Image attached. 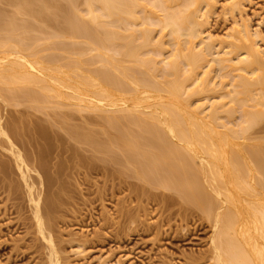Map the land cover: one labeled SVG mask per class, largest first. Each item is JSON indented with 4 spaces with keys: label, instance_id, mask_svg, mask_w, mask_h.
Here are the masks:
<instances>
[{
    "label": "bare ground",
    "instance_id": "6f19581e",
    "mask_svg": "<svg viewBox=\"0 0 264 264\" xmlns=\"http://www.w3.org/2000/svg\"><path fill=\"white\" fill-rule=\"evenodd\" d=\"M240 1L231 2L229 7H239ZM10 2L14 4L13 0ZM51 2L22 0V5L25 4L22 11L47 23L53 18L50 10H60L63 4L56 2L59 7L52 8ZM67 2L61 7L63 14L56 12L57 19H52L60 29L52 33L53 42H48L51 51L45 54L37 46L41 39L36 43L33 37L34 43L30 44L28 38L33 35L28 36V28L26 35L15 30L20 36L13 37L12 28L22 23L20 27H28L29 20L20 23L21 17L17 16V20L15 13L7 17L9 14L3 12L5 17L0 9V28L5 27L12 34L7 41L0 42V53L6 54L0 56V97L4 92V97L5 93L9 95L5 97L8 100L22 96L35 102L44 93L63 99L62 102L72 100L81 109L115 112L103 117V127L115 128L107 136L110 144L107 140L103 144L109 147L112 140H117L114 146L121 149L119 154L112 149L114 155L110 150L112 161L122 166L135 164V171L138 170L137 175L143 180L169 186L167 189L182 200H190L206 219L215 217L211 221V247L207 251L213 264H264V148L262 144L260 149L254 148L246 136L264 118V48H259L248 25L235 27L230 45L233 50L246 49L235 60L228 56L233 50L215 55L211 40L204 37L207 18L217 0ZM52 20L46 25L53 24ZM34 28L32 31L38 34L40 29ZM167 33L174 46L170 51L163 41ZM65 38H71L70 42L66 43ZM82 42L87 47L80 46ZM215 64L221 70L229 68L232 87L220 93L205 112L200 110L205 105L201 95L224 89L228 84L213 83L211 71ZM196 95L201 97L196 108H191V99ZM143 102L148 103L141 105ZM152 105L155 109L147 110ZM126 110L132 112L122 115ZM133 110L139 113L133 115ZM238 110L240 115L236 120L233 116ZM124 118L128 120L125 122ZM0 133H3L1 121ZM84 133L96 148L103 147L101 139L95 138L96 133L90 137ZM128 140H133V145L122 148V142ZM143 155L146 160L140 159ZM0 170L3 171L1 166ZM24 176L25 180L33 178L29 172ZM140 189L142 196L145 188L142 192ZM173 193H162L160 198L163 204H169L166 207L169 218L174 213L169 207L176 197ZM40 206L36 207L39 222L43 217ZM132 218L133 225L141 223L139 217ZM44 224L40 222V229L46 232L49 228Z\"/></svg>",
    "mask_w": 264,
    "mask_h": 264
},
{
    "label": "rangeland",
    "instance_id": "374dc122",
    "mask_svg": "<svg viewBox=\"0 0 264 264\" xmlns=\"http://www.w3.org/2000/svg\"><path fill=\"white\" fill-rule=\"evenodd\" d=\"M9 1L0 0L2 13L9 14L7 17L10 13H15L16 16L15 14L12 16L17 20L21 17L20 23L29 20L26 25L30 24L23 27L24 29L19 26L23 23L19 24V27L14 26L13 37L17 39L16 36L19 37L21 31L26 35L25 28H28V36L30 33L33 35L28 38L30 44L34 43L33 37L36 43L37 39H41L40 46L39 43L37 46L45 50L38 49L44 54L49 53L51 51L48 50L49 43L53 42L52 33L55 34L60 29L54 21L57 14H63L61 7L68 0H50L54 2V4L51 2V7L63 1L60 10L56 8L49 12L50 14L52 12L53 17L49 16V19L55 18L52 20L55 26L52 23H50L52 26L50 24L47 26L50 20L46 23L44 20L40 21V17L30 15V12L23 13L22 8L27 1H23L24 6L22 0H16V3L13 0L15 5ZM233 1L235 0H217L203 30L204 37L209 42L211 40L212 47L214 46L215 55L220 54L218 56L233 50L230 43L234 39L235 27L243 23H246L255 35L259 48H264V0H241L239 7L231 9L229 6ZM5 14L3 13L4 16ZM32 27L34 30L40 29L41 32L39 30L36 32L38 34H34ZM4 28H0V42L7 41L10 37L8 35H12ZM58 37H54V40ZM63 38L64 36L58 40ZM69 40L71 38L66 39V43H69ZM163 41L167 51L173 49L169 33ZM83 43L80 46L87 47L88 44L83 46ZM245 50V48L233 50L228 56L238 60ZM5 55V52L3 55L0 53L2 57ZM228 70L229 68L221 70L219 65L215 64L211 71L213 83L217 86L223 81L228 84L224 89L203 93L201 102L205 105L200 110L207 112L211 102L217 99L220 93L231 89L233 76ZM223 71L227 72L226 76L223 75ZM32 89L36 87L33 86ZM7 95L5 93V97ZM47 96L41 94L38 99L42 101L37 99L38 103L22 96V98L16 96L15 99L13 97L10 101L4 97V92L3 97H0V121L3 123V133H0V166L3 168L2 172L0 170V264H213L214 260L210 259L207 251L211 247L210 237L213 230L211 221L215 217L210 216L206 219L201 210L193 208L190 200L184 198L182 200L175 192L167 189L169 186L143 180L137 175L135 164L122 166L112 161L113 151L118 153L121 149L114 146L117 140H112L113 144L109 147L104 145V141L107 140V143L110 141L107 139L108 135L114 133L115 128L109 126L104 128L103 117L112 116L110 114L114 115L115 112L90 111L81 107L79 109L73 105L72 100H69V106L68 100V102L64 100L63 103L61 98ZM201 96L196 95L191 99V108H196ZM151 101H154V98ZM146 103L148 102L141 105ZM154 107L152 105V108L149 107L147 110L155 109ZM124 112L129 111H122V115L126 114ZM138 113L133 110L132 114ZM219 115L223 116L225 113ZM239 115L238 110L233 118L238 120ZM127 120L128 118L125 122ZM84 132L89 137L92 136L90 134L96 133L95 138L101 139L103 147L98 145L96 148L88 136L85 137ZM246 136L249 137L247 142L254 148L260 149L262 146L264 148V118L250 129ZM22 141L26 150L23 149ZM128 141L122 142V148L133 145V140ZM255 143L260 144L257 146ZM10 147H13L14 151L10 150ZM20 157L22 160H17ZM142 157L140 159H145L146 156ZM28 172L33 178L25 180L24 173ZM140 187H143V190L145 188L144 192ZM139 189L143 193L142 196H139ZM162 193H173L174 197L176 195L175 200H179L176 202L173 197L175 204L174 201L170 202L169 207L174 211L170 218L168 217L170 212L168 214L166 208L169 204L164 205L160 199ZM37 205L43 208L40 222L47 224L49 231L40 229L36 215ZM132 216L141 219L138 226L130 223ZM158 225H161V228L158 229ZM130 226L131 232L128 230Z\"/></svg>",
    "mask_w": 264,
    "mask_h": 264
}]
</instances>
